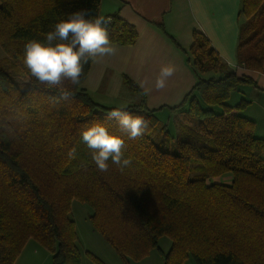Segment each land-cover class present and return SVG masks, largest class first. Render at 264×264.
<instances>
[{
  "label": "trees",
  "instance_id": "obj_1",
  "mask_svg": "<svg viewBox=\"0 0 264 264\" xmlns=\"http://www.w3.org/2000/svg\"><path fill=\"white\" fill-rule=\"evenodd\" d=\"M236 44L238 66L264 68V0H240ZM83 12L104 18L111 44L133 45L137 33L118 14L100 15V0H0V264H14L33 240L52 264H81L71 204L92 209L91 226L122 264L159 252L162 264H264V137L230 97L252 85L222 61L207 37L196 32L183 51L196 83L175 108L177 134L160 123L146 105L143 90L130 78L123 85L137 97L124 109L102 106L83 88L93 58L83 65L78 86L38 84L22 63L24 44L47 43L61 19ZM165 32L162 24L158 25ZM59 41H54L53 44ZM149 120L137 139H129L111 110ZM162 109V110H163ZM102 123L125 141L131 165L121 171L108 161L97 170L81 131ZM76 149L74 159L68 153ZM230 174L229 185L214 179ZM162 238L171 241L164 253ZM94 264H104L89 251Z\"/></svg>",
  "mask_w": 264,
  "mask_h": 264
},
{
  "label": "crops",
  "instance_id": "obj_2",
  "mask_svg": "<svg viewBox=\"0 0 264 264\" xmlns=\"http://www.w3.org/2000/svg\"><path fill=\"white\" fill-rule=\"evenodd\" d=\"M240 3V0H100V15L118 14L121 20L135 28L137 40L130 46L112 44L117 49L115 55L93 58L83 88L102 106L125 108L137 102V97L123 85V77H128L144 93L147 92L146 105L150 110L158 111L159 120L164 124L170 119L175 120L174 114L163 108L177 107L196 83L182 50H189L194 33L199 31L207 37L229 68L252 80V85L234 92L229 103L234 107L242 100L246 102L239 113L253 122L255 135L263 138L264 68L261 72L247 70L238 66L236 60ZM160 23L165 32L158 27ZM164 66L174 67V75L167 79L164 89L157 90L155 80ZM218 178L219 183L227 185L232 181L230 174ZM216 179L213 182L217 183ZM72 204L70 215L75 224L81 255L89 251L104 264H122L104 238L93 230L89 220L92 209L82 206L85 204L76 208ZM74 210L78 213L76 216L81 214L89 223L82 227L83 234L74 220ZM170 246L168 238L160 239L159 249L162 252L166 253ZM151 253L142 261H150ZM155 253L157 258L148 264H162L159 252ZM14 264H52V260L44 248L29 240ZM81 264L94 263L85 255L83 259L81 257ZM184 264L195 262L188 257Z\"/></svg>",
  "mask_w": 264,
  "mask_h": 264
},
{
  "label": "clouds",
  "instance_id": "obj_3",
  "mask_svg": "<svg viewBox=\"0 0 264 264\" xmlns=\"http://www.w3.org/2000/svg\"><path fill=\"white\" fill-rule=\"evenodd\" d=\"M107 23L104 18L85 19L83 12L72 13L67 19L54 24L53 30L46 34L47 43L27 41L22 63L38 84L61 89L60 95L67 98L71 93L63 90L65 82L73 87L78 86L85 63L92 58L116 54L117 49L111 44L107 29L103 26ZM54 41L59 42L53 44ZM174 71L172 66L162 67L155 80V88L164 89ZM107 119L116 121L120 131L133 140L141 137L150 123L144 117L115 109L107 113ZM80 135L98 171H108L109 160L121 171L131 165V159L124 155V139L109 133L102 123H93L84 128ZM68 155L74 159L76 149H71Z\"/></svg>",
  "mask_w": 264,
  "mask_h": 264
},
{
  "label": "rangeland",
  "instance_id": "obj_4",
  "mask_svg": "<svg viewBox=\"0 0 264 264\" xmlns=\"http://www.w3.org/2000/svg\"><path fill=\"white\" fill-rule=\"evenodd\" d=\"M240 25L244 22V17L243 16H241L240 17ZM240 25H239V27H240ZM5 57V54L3 53V51L0 49V62L2 61V59ZM221 58V57H220ZM222 59V58H221ZM223 61V60H222ZM116 109H124V108H120V107H116ZM159 121H161L160 123H162L163 124V122L164 121H162V120H159ZM166 124V126H168L169 127V130H170V132L172 133V134H174V135H176L177 133H176V131H177V128H176V120H173V119H170L168 122H166L165 123ZM164 124V125H165ZM263 160V159H262ZM264 161V160H263ZM220 180V178H218V179H216L215 181L216 182H218ZM74 204V205H73ZM73 206L76 208L77 206H80V205H82L81 203L79 204V202L77 203V202H75V201H73ZM78 204V205H77ZM82 206H85L86 208H87V205H82ZM81 207V206H80ZM78 214V213H77ZM76 214V212H75V210H74V220L77 222V226H78V229L80 228L81 229V233L83 234V231H82V227H84V226H86V224H89L88 223V221H86V217H84V216H82L81 214H79L80 216H76L77 215ZM85 222H87V223H85ZM166 240V239H165ZM157 251V250H156ZM156 251H152V255H151V259H150V261H147V260H141V261H139L140 263L139 264H148V262H152V259L153 258H157L156 256ZM113 252V251H112ZM89 253H91V252H89ZM92 254V253H91ZM84 256L85 255H82V259L84 258ZM116 258H118L117 256H116ZM119 261V260H118ZM146 261V262H145Z\"/></svg>",
  "mask_w": 264,
  "mask_h": 264
}]
</instances>
